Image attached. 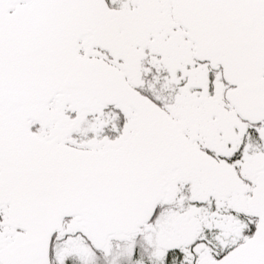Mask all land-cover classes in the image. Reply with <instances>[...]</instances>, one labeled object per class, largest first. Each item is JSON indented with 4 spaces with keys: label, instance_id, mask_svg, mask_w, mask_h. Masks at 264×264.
Instances as JSON below:
<instances>
[{
    "label": "snow or ice",
    "instance_id": "1",
    "mask_svg": "<svg viewBox=\"0 0 264 264\" xmlns=\"http://www.w3.org/2000/svg\"><path fill=\"white\" fill-rule=\"evenodd\" d=\"M0 264H264V0H0Z\"/></svg>",
    "mask_w": 264,
    "mask_h": 264
}]
</instances>
